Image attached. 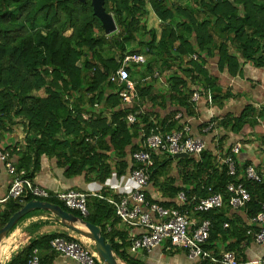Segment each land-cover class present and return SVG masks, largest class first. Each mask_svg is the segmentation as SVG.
I'll return each mask as SVG.
<instances>
[{"label":"trees","instance_id":"1","mask_svg":"<svg viewBox=\"0 0 264 264\" xmlns=\"http://www.w3.org/2000/svg\"><path fill=\"white\" fill-rule=\"evenodd\" d=\"M182 1L106 0L105 10L113 14L119 31L107 34L94 13L92 0H0V149L10 153V161L20 178L34 184L43 156L64 160L69 178L86 170L96 172L102 183L110 177L109 156L101 150L111 146L124 160L138 127V122L129 124L127 121L132 112L120 109L119 93L125 86L111 82V76L123 67L127 56L163 57L162 63L168 67L172 84L171 99L189 116L193 115L191 98L198 89L210 90L214 102L231 98L228 92L225 95L221 92L216 80L204 68L208 57L217 54L220 69H227L232 76L241 71L240 59L255 67H264V2L190 0L184 5ZM148 4L166 25L159 40L156 32H147L145 26ZM236 5L243 6L244 15ZM139 37H144L145 42L137 49L129 50V45ZM213 43H216L214 51L211 49ZM108 53H114V57L108 58ZM148 64L147 72L152 74L151 64ZM171 65L177 66L182 74L173 72ZM127 69L131 80L137 72L133 67L127 66ZM154 76L160 77L154 74L153 79ZM150 92V87L142 88L136 83L131 95L138 94L143 98ZM96 104L100 111L93 110ZM109 112L112 113L110 120L106 118ZM251 115H257V111L248 107L242 117L225 119L222 126L231 132H239L251 123ZM140 117L144 118L143 115ZM260 117L264 118V109ZM176 124L172 122L166 126L164 123L160 127L164 134L171 133L181 130L175 128ZM19 125L25 136L21 142H15L12 133ZM153 128L155 125H148V130ZM16 157H20L18 166L14 161ZM217 161L218 157L207 150L198 159H187L188 166L181 174V187H176L174 179L167 176L170 160H155L151 169V184L171 199H177L181 192L190 199L214 194L225 196L223 207L199 213L200 223L205 220L211 223L210 238L204 245L207 251L215 229L225 233L222 232L226 222L225 209L231 208L226 195L230 183L243 184L250 192L252 200L244 210L251 220L261 212L260 204L264 203V181L258 183L247 179L249 163L242 168L235 163L236 175L230 176L228 166L223 162L218 165ZM121 165L126 168L124 161ZM258 173L264 176V173ZM163 176L167 179L161 180ZM13 180L14 177L4 198L6 201L0 202V230L26 204L37 199L28 190L21 197H8ZM45 201L81 216L56 198ZM147 201L155 204L148 196ZM163 207L167 208V205ZM95 208L94 212L89 211L85 220L101 228L102 235L120 258L129 264H139L126 254V247L129 243L132 246V241L128 242L127 233L116 228L122 221L115 206L104 198L96 201ZM109 224L111 231H108ZM259 231L260 228L253 232L254 239ZM56 237L31 241L9 264H28L35 249L49 248ZM118 238L123 244L116 242Z\"/></svg>","mask_w":264,"mask_h":264},{"label":"crops","instance_id":"2","mask_svg":"<svg viewBox=\"0 0 264 264\" xmlns=\"http://www.w3.org/2000/svg\"><path fill=\"white\" fill-rule=\"evenodd\" d=\"M259 1V4H263L262 2H264V0ZM189 2L190 0H184L181 3L186 5ZM236 6L241 10V15H244L242 10L243 6ZM151 13L149 11L145 26L148 30V18L150 16V23L154 21L156 25L154 28L156 29L158 27L160 30L159 33H156L159 40L166 25L155 13V16H152ZM157 20L160 22L159 25L156 24ZM177 22L180 23L181 21L177 20ZM114 33L117 32L115 31ZM144 40V37H139L137 41L129 45V50L137 49L141 42H145ZM211 49L213 51L216 50V43L212 44ZM140 56L144 58V62L128 64V67H133L135 72H137L135 76H131V81L135 87L136 83L142 88L150 87L151 92L143 98L137 97L131 105L124 104L123 102L120 103V109L131 111L132 113L130 114H137L138 127L136 138L127 151V157L122 160L118 152H114L111 146H108L109 149L107 147L105 150H101L102 154L109 156L108 163L111 166L110 177L102 183L99 175L91 170H86L79 176L69 178L66 174L67 169L63 166L64 160L43 156L40 171L36 174L33 181L35 186L37 185V187L46 190L51 195L70 190L87 194L89 195L88 209L91 212L96 210V201L104 200L103 198L119 200L120 198L128 197L135 190V185L131 180L132 170L134 171L139 167V164L134 161L132 155L143 148L144 134L149 133L148 125H155V128L159 127L160 132L164 133L161 125L166 123V126H169L172 122L178 123L175 128L180 127L182 129L184 126H189L191 128V136L202 139L206 143V150L218 157V165H221L223 159L231 157L241 168L249 163L250 167L254 168L257 172L264 173V118L260 117V113L264 109V67H255L253 64L240 59V63L242 64L241 71L236 76H232L227 69H220V59L217 54L208 57L204 68L216 80V84L221 92L224 95L228 92L231 98L221 99L217 102L212 101L210 103L207 99L208 91L204 92L198 89L197 91L202 93V97L197 103H193L191 98L193 115L189 116L171 99L173 96V92L171 91L172 84L169 81L168 67L162 63L163 57L143 54H140ZM111 57H114V53H108V58ZM148 63L151 64L153 73L160 75L159 78L154 76L155 79H153L154 74H148L146 69ZM134 65L137 67L134 68ZM172 68L173 72L176 71L178 74H182L177 66H172ZM96 105L93 110L100 111V106L98 105L96 107ZM248 107H253L257 111V115H251L249 117L250 124H246L236 133L222 126V122L225 119L235 120L242 117ZM178 114H182V119H177ZM141 115L144 118H141ZM111 116V112L106 114V118L109 120ZM212 124L213 129L207 131L208 127ZM17 141L21 142V140L15 139V142ZM236 145H241L240 153L232 152V149ZM191 158L196 157L174 158L164 153L157 152L153 154L154 162L155 160L161 162L170 160L166 168V173L168 178L174 179L176 187L182 186L181 174L188 166L187 159ZM19 160L20 157L14 158L17 166ZM123 161L126 168L121 165ZM165 179H167L166 176L161 177V180ZM11 182V175L4 164L0 162V200H4L7 196ZM147 196L151 202L162 204L163 206L165 204L167 208H176L175 206L178 205L176 198L171 199L166 197L153 183L148 189ZM35 200L48 202L45 201L46 199ZM225 212L226 222L222 229V232L225 233L222 234L215 229V234L211 237L210 244L207 247L208 252L217 259H222L226 253L233 252L236 255L237 261L241 264H256L264 259V243H257L253 237V232L257 231L259 226L252 224L251 217L247 211L244 208L232 209L227 207ZM26 216L28 217L21 223L18 222L14 231L4 239L0 249L2 264H9L14 256L22 252L31 241L40 240L48 236L76 240L85 246H90L96 253L91 237L81 235L67 228L55 213L44 209H36ZM199 216H201L199 213L193 215L196 224H200L201 219ZM80 218L83 217L80 216ZM159 221L156 218V222ZM110 225H108V231L111 228ZM116 228L119 231L127 233L128 242L132 240V235L141 233L140 230H131L122 223H119ZM116 242L123 244L120 238L116 239ZM126 254L130 259L139 264H220L210 260H191L185 249L173 247L169 240L163 242L152 253H147L144 250H133L129 243V246L126 247ZM39 256L41 258V264H79L75 260L52 250L50 245L49 248L39 250ZM100 264H104V262L102 261Z\"/></svg>","mask_w":264,"mask_h":264},{"label":"built area","instance_id":"3","mask_svg":"<svg viewBox=\"0 0 264 264\" xmlns=\"http://www.w3.org/2000/svg\"><path fill=\"white\" fill-rule=\"evenodd\" d=\"M142 62H144V58L140 55L127 56L123 67L111 76V82L125 86L124 91L119 93L124 104L131 105L138 97L135 93L134 96L131 95V92H135V86L130 80L127 66L130 63L138 64ZM201 97L202 93L196 91L192 96V102H199ZM207 99L210 103L213 101L210 91H208ZM177 119H182V114H178ZM127 121L129 124H135L137 122V114L128 115ZM212 129L213 124L208 127L207 131ZM205 150L206 143L200 138L192 137L189 126H184L181 130L166 134L160 132L159 127H156L150 129L149 133L144 134L143 148L132 155L134 161L139 164V167L131 173V180L135 185V190L130 196L119 200L107 198V201L115 206L117 216L122 221V224L131 230L141 231L140 234L131 236L133 250H144L147 253H152L163 242L169 240L173 247L185 249L191 260H210L220 264H241L237 261L233 252H228L222 259H217L206 251L204 245L210 238L211 223L205 220L200 224H196L193 219L195 213L209 212L223 207L225 202L223 194H214L202 199L196 197L190 199L185 192H181L177 197L178 208H165L159 204H151L147 201L146 191L150 187L151 169L155 164L154 153H164L171 157L179 154H188L200 158ZM240 150L241 145H236L232 152L240 153ZM10 158L9 152L0 149V162L6 164L7 171L14 177L8 197H21L24 195L25 190H28L37 199L56 198L63 202L68 209L79 212L84 219L89 216V195L71 190L51 195L46 190L35 186L31 181L20 178ZM222 162L228 166L229 175L235 176L236 165L234 160L228 157ZM246 176L249 181L258 183L264 181V176H261L252 167L247 169ZM227 194L232 209H242L252 200L250 192L243 184L230 183L226 189ZM5 201V199L0 200L1 203ZM260 205L261 212L252 218L251 221L252 224L260 228V231L255 234V241L263 244L264 203ZM156 218L160 221L156 222ZM50 246L52 250L75 260L79 264H100L102 262L101 258L90 246H85L76 240L57 237L51 241ZM28 264H41L38 250L34 251ZM256 264H264V259Z\"/></svg>","mask_w":264,"mask_h":264},{"label":"water","instance_id":"4","mask_svg":"<svg viewBox=\"0 0 264 264\" xmlns=\"http://www.w3.org/2000/svg\"><path fill=\"white\" fill-rule=\"evenodd\" d=\"M85 2L86 0H80ZM106 0H92L94 13L101 20L105 32L107 34H113L117 31V25L114 16L111 13H107L105 10ZM188 154H179L174 158H189ZM36 209H44L55 213L60 217L61 222L67 228L77 232L81 235L89 236L93 240V245L96 253L102 259L104 264H128L122 258H120L113 248V246L106 241V238L102 235L101 228L95 226L83 218L76 217L74 214L63 210L60 206L49 203L42 202L39 200H33L26 204L22 210L17 212L7 223V225L0 230V249L7 235L13 230V228L18 224V222L24 218L28 213ZM0 264L2 260L0 257Z\"/></svg>","mask_w":264,"mask_h":264},{"label":"rangeland","instance_id":"5","mask_svg":"<svg viewBox=\"0 0 264 264\" xmlns=\"http://www.w3.org/2000/svg\"><path fill=\"white\" fill-rule=\"evenodd\" d=\"M148 9H149V11H150V13L152 14V16H155L154 15V10H153V8L151 7V5L150 4H148V7H147ZM113 15V14H112ZM157 16V15H156ZM150 19H151V17L149 16V18H148V23H149V25H148V27L147 28H149L148 30H147V32H150V31H156V33H159L160 32V30L158 29V27H156V29L154 28L156 25L154 24V21H151V23H150ZM154 19H156L155 17H154ZM156 24H160V22H159V20H157L156 21ZM163 24V23H162ZM152 28V29H151ZM154 28V29H153ZM117 33H119V31H116ZM112 55V54H111ZM43 92H41V94H42ZM12 135H13V137L16 139V140H24V136H25V134H24V132H23V128L21 127V125H19L18 127H15V131H14V133H12ZM18 142V141H17Z\"/></svg>","mask_w":264,"mask_h":264}]
</instances>
